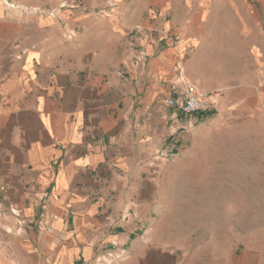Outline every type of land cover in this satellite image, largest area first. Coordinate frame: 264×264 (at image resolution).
Listing matches in <instances>:
<instances>
[{"label": "crops", "instance_id": "1", "mask_svg": "<svg viewBox=\"0 0 264 264\" xmlns=\"http://www.w3.org/2000/svg\"><path fill=\"white\" fill-rule=\"evenodd\" d=\"M11 1L0 264H181L167 156L237 108L264 110V0H226L221 27L214 0ZM185 82L220 91L215 111L183 114Z\"/></svg>", "mask_w": 264, "mask_h": 264}, {"label": "rangeland", "instance_id": "2", "mask_svg": "<svg viewBox=\"0 0 264 264\" xmlns=\"http://www.w3.org/2000/svg\"><path fill=\"white\" fill-rule=\"evenodd\" d=\"M213 9L230 25L226 0ZM167 157L163 228L181 264H264V110L237 108Z\"/></svg>", "mask_w": 264, "mask_h": 264}, {"label": "built area", "instance_id": "3", "mask_svg": "<svg viewBox=\"0 0 264 264\" xmlns=\"http://www.w3.org/2000/svg\"><path fill=\"white\" fill-rule=\"evenodd\" d=\"M221 92L218 90L213 91H200L194 84L185 82L183 86V97L179 105L180 110L185 115L193 113H211L215 111ZM169 105H174V100L168 101Z\"/></svg>", "mask_w": 264, "mask_h": 264}]
</instances>
